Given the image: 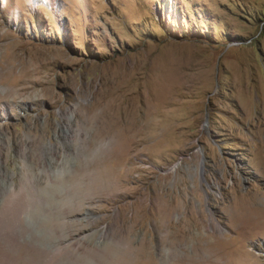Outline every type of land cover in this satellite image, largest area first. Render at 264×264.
<instances>
[{
    "label": "rangeland",
    "instance_id": "obj_1",
    "mask_svg": "<svg viewBox=\"0 0 264 264\" xmlns=\"http://www.w3.org/2000/svg\"><path fill=\"white\" fill-rule=\"evenodd\" d=\"M0 152V258L264 264V0H0Z\"/></svg>",
    "mask_w": 264,
    "mask_h": 264
},
{
    "label": "bare ground",
    "instance_id": "obj_2",
    "mask_svg": "<svg viewBox=\"0 0 264 264\" xmlns=\"http://www.w3.org/2000/svg\"><path fill=\"white\" fill-rule=\"evenodd\" d=\"M156 107V106H155ZM158 108V107H157ZM159 110V109H158ZM155 112V111H154ZM157 112V111H156ZM1 153V152H0ZM54 172V171H53ZM52 172V173H53ZM36 175V174H35ZM34 175V173H33V177L35 176ZM49 175V174H48ZM53 175L55 176V178L52 180V178H53ZM53 175H50V181H55V180H57V182H58V176L60 175V174H58V173H55V174H53ZM35 177H37V176H35ZM39 179V178H38ZM60 179V178H59ZM47 181V180H46ZM49 181V180H48ZM60 181V180H59ZM51 184L53 183V182H50ZM49 183V184H50ZM55 183H56V181H55ZM55 183H53V184H55ZM9 184V183H8ZM13 184L10 182V184L8 185L9 187L10 186H12ZM51 186V185H50ZM49 186V187H50ZM55 186V185H54ZM48 187V188H49ZM11 189H12V187H10ZM10 188H8V189H10ZM10 189V190H11ZM259 196H261V195H259L257 192L255 193V194H253L251 197H249V198H246V196H242V195H239L238 196V203L240 204V206H241V208L243 207L244 208V212H242V214H241V216H240V218L245 222V223H247L248 225L249 224H254V223H256V219L257 218H261V216L264 214V208H262V207H257V203H258V198H259ZM183 224H184V228H182V226L181 227H179L178 228V231H176L177 233L176 234H174V236H177V237H179V238H181V237H185L187 234H190L191 233V231L190 230H187V224H188V221L187 220H184L183 221ZM99 231H100V229H99ZM109 231H108V227L107 226H105V227H103L102 228V230L99 232V238L100 239H102L103 237H105V236H107V233H108ZM97 234H98V232H97ZM64 241V240H63ZM59 245L60 244H62V241L61 242H59L58 243ZM65 244V243H64ZM145 244V243H144ZM143 244V245H144ZM92 245H94V246H96V247H98V248H101L102 246H103V243L102 242H100V241H95V242H93V244ZM98 245V246H97ZM61 246H63V245H61ZM60 246V247H61ZM80 248V247H79ZM102 249V248H101ZM100 249V250H101ZM142 248H141V251L139 250V252H141L142 253ZM146 250V249H145ZM144 251V250H143ZM109 252V251H108ZM146 252H148V251H146ZM149 254V253H148ZM145 255H147V254H145ZM151 255V254H150ZM149 255V256H150ZM94 256H95V254H94ZM102 256H104L103 254H102ZM142 256H144V254H142ZM148 256V255H147ZM150 257H152V256H150ZM150 257H147V258H144L143 260H141L140 261V263L141 264H155V260L154 259H152V258H150ZM139 258V257H138ZM143 258V257H142ZM141 258V259H142ZM107 259V258H106ZM95 260V259H94ZM140 260V259H139ZM195 260H197V259H195ZM100 261V260H99ZM137 261V260H136ZM144 261V262H143ZM197 261H199V260H197ZM197 261H191V263L190 264H201V263H198ZM15 259L14 258H12V257H8L7 259H3V258H0V263H5V264H15ZM139 263V262H138ZM139 263V264H140ZM181 264H182V262H181Z\"/></svg>",
    "mask_w": 264,
    "mask_h": 264
}]
</instances>
